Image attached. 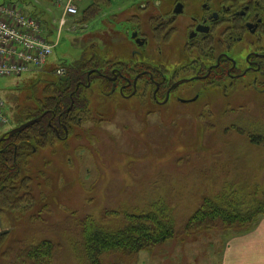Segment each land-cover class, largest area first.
<instances>
[{"label":"rangeland","instance_id":"rangeland-1","mask_svg":"<svg viewBox=\"0 0 264 264\" xmlns=\"http://www.w3.org/2000/svg\"><path fill=\"white\" fill-rule=\"evenodd\" d=\"M5 1L37 17L44 35L58 44L42 70L0 78L7 118L0 121V137L26 122L53 93L62 80L56 71L61 65L85 60L103 66L108 55L126 61L133 57L136 45L126 29L139 19L131 18L135 8L129 10L135 0H113L111 8L89 21L82 17L91 0H83L79 13L67 15L65 23V0H0ZM119 7L124 12L114 23ZM185 39L183 33L176 41ZM99 83L82 90L90 105L72 114L67 137L27 152L21 175L27 189L18 186L13 206L0 204V264H34L27 252L43 241L54 250L41 264H90L88 228H122L151 211L173 217L178 236L132 257L109 252L100 260L177 264L189 257L190 264H202L234 233L220 221L209 229L185 231L205 199L225 190L240 195L242 185L264 187V143L254 144L250 137L264 135V94L241 84L207 87L198 101L184 103L177 95L192 97L200 90L184 85L168 103L159 104L148 83L130 98L108 87L104 91ZM186 88L187 94L182 93Z\"/></svg>","mask_w":264,"mask_h":264},{"label":"flooded vegetation","instance_id":"flooded-vegetation-1","mask_svg":"<svg viewBox=\"0 0 264 264\" xmlns=\"http://www.w3.org/2000/svg\"><path fill=\"white\" fill-rule=\"evenodd\" d=\"M134 8L132 19H139L126 29L136 34L132 59L108 55L103 66L91 62L86 80L76 83L70 93L69 111L75 95L87 105L75 111L88 108L89 98L82 90L94 82H100L104 91L108 87L128 98L138 93L141 83H148L154 86L153 99L159 104L168 103L184 85L192 90L200 87L192 97L177 95L184 103L198 101L207 87L241 84L264 94V0H140L129 4V10ZM144 15L148 20L142 21ZM183 33L186 39L180 44L176 39ZM186 89L181 92L187 94ZM62 125L64 136L54 126L60 139L69 135L67 125Z\"/></svg>","mask_w":264,"mask_h":264},{"label":"trees","instance_id":"trees-1","mask_svg":"<svg viewBox=\"0 0 264 264\" xmlns=\"http://www.w3.org/2000/svg\"><path fill=\"white\" fill-rule=\"evenodd\" d=\"M109 0H95V3L83 11V20L93 19L100 11L101 3ZM91 61L81 60L71 65H64L66 74L60 84L39 103L41 106L27 117V121L45 113L43 119L24 131L3 140L0 143V204L9 203L13 206L18 195L17 188L27 189L26 179L21 178L23 160L27 152L46 147L58 137L56 126L62 136L66 131L62 124L71 130L74 121L72 114L76 109L84 106L78 95L71 111L64 113L70 107V93L76 83L86 80ZM63 66V65H61ZM91 74V78L95 75ZM81 90V89H80ZM80 90L76 94H79ZM61 114L60 121L58 116ZM61 123V124H60ZM254 144L264 143V135L250 136ZM251 190V185L240 186L241 194L235 190L222 192L217 198H206L202 206L193 214L185 231L194 232L209 229L212 223L222 222L228 228H248L256 219L264 215V187L257 185ZM253 187V188H254ZM251 190V191H249ZM246 191V192H245ZM87 237V253L90 264H105L100 260L104 253L120 252L124 256L132 257L142 250L156 247L167 240L177 237L175 220L165 211H151L137 215L127 225L118 229H107L93 224ZM54 246L50 241L32 247L28 250L29 260L34 264H41L43 258H51Z\"/></svg>","mask_w":264,"mask_h":264},{"label":"built area","instance_id":"built-area-1","mask_svg":"<svg viewBox=\"0 0 264 264\" xmlns=\"http://www.w3.org/2000/svg\"><path fill=\"white\" fill-rule=\"evenodd\" d=\"M67 14L79 13L77 1L65 0ZM42 22L8 2H0V78L19 76L27 72L40 71L48 63L57 42H51L44 35ZM65 67L56 69L59 75ZM0 101V121L7 118Z\"/></svg>","mask_w":264,"mask_h":264},{"label":"crops","instance_id":"crops-1","mask_svg":"<svg viewBox=\"0 0 264 264\" xmlns=\"http://www.w3.org/2000/svg\"><path fill=\"white\" fill-rule=\"evenodd\" d=\"M82 1L83 0L77 1V4ZM94 3L95 0H91L84 10L88 9ZM113 3V0H109V2L105 4L101 3L100 11L96 16H99L105 7L110 6L111 8L114 5ZM78 8L80 11L79 6ZM126 11L125 9V12ZM123 12V8L119 7L118 10L115 11L114 16L116 15V17L112 19V21L119 22L120 20L118 18H120ZM134 14L135 13L131 14V18ZM67 15L71 14H67L65 9H63L62 23H65ZM126 21H128V19ZM92 47H94V45ZM3 133H5V131ZM228 230H234V233L228 235L225 244L219 246L215 255H207L206 260H203L202 264H264V215L259 216L255 223H252L248 228H229ZM200 258L201 257H199V259ZM199 259L197 257L195 261L192 260L191 262H198ZM189 261V257H183L180 261H177L179 262L177 264H190ZM164 263L167 264L168 260H164Z\"/></svg>","mask_w":264,"mask_h":264},{"label":"water","instance_id":"water-1","mask_svg":"<svg viewBox=\"0 0 264 264\" xmlns=\"http://www.w3.org/2000/svg\"><path fill=\"white\" fill-rule=\"evenodd\" d=\"M136 34H134L133 36H135ZM71 109V107H69L67 109V111H69ZM45 113H43L42 115L38 116V117H35V118H32L24 123H22L21 125L17 126V127H14L13 129L7 131L6 133H4L1 137H0V143L9 138V137H12L22 131H24L26 128H28L29 126L33 125V124H36L38 122H40L43 117H44ZM1 225H2V222L0 220V234H2V231H1Z\"/></svg>","mask_w":264,"mask_h":264}]
</instances>
